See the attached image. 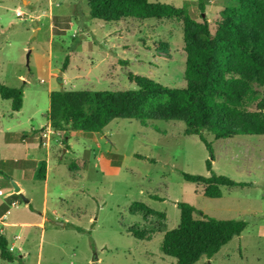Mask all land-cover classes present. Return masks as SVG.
Wrapping results in <instances>:
<instances>
[{
	"label": "rangeland",
	"instance_id": "obj_1",
	"mask_svg": "<svg viewBox=\"0 0 264 264\" xmlns=\"http://www.w3.org/2000/svg\"><path fill=\"white\" fill-rule=\"evenodd\" d=\"M150 1L187 5L214 33L230 0ZM185 57L179 18L104 21L89 16L87 0H0V84L24 91L19 111L0 97V235L16 255L0 258V264H175L161 252V242L179 223L177 202L195 206L196 218L247 223L239 236L195 264H264V135L215 139L205 131L212 170L245 183L222 187L219 198L183 179V173L207 175L210 152L178 120L117 118L98 132L52 131L47 178L37 179L36 167L24 178L16 171V159L43 152L25 149L18 134L45 124L50 91L136 89L128 72L182 87ZM11 179H19L23 193H12ZM135 201L165 217L130 214ZM134 230L151 238L138 239Z\"/></svg>",
	"mask_w": 264,
	"mask_h": 264
},
{
	"label": "trees",
	"instance_id": "obj_2",
	"mask_svg": "<svg viewBox=\"0 0 264 264\" xmlns=\"http://www.w3.org/2000/svg\"><path fill=\"white\" fill-rule=\"evenodd\" d=\"M87 5L90 17L104 21L179 18L186 55L185 82L182 87H170L128 72L136 89L52 90L46 113L50 127L63 131L65 136L71 130L102 131L117 118L182 121L184 133L197 135L210 152L205 161L208 174L183 173V179L200 184L203 194L210 198L221 197L222 187L245 185L212 170L214 157L205 131L215 139L264 135V0H230L220 13L214 33L208 20L201 15L202 20L197 21L187 5L176 7L150 0H87ZM199 8L204 11L202 3ZM23 96L22 87L0 84V97L10 100L12 111L21 109ZM252 105L255 109L249 110ZM45 177L46 162L41 160L36 178ZM176 206L179 223L164 232L161 242V252L173 257L175 264H195L202 257L211 258L247 225L243 219L208 215L196 218V207L187 202H177ZM129 213L142 214L144 218L165 217L163 212L139 201L129 206ZM133 234L138 239L151 238L146 230H134ZM0 258H16L4 235H0Z\"/></svg>",
	"mask_w": 264,
	"mask_h": 264
},
{
	"label": "crops",
	"instance_id": "obj_3",
	"mask_svg": "<svg viewBox=\"0 0 264 264\" xmlns=\"http://www.w3.org/2000/svg\"><path fill=\"white\" fill-rule=\"evenodd\" d=\"M26 1H28V0H24V3ZM36 30H39V26L36 27ZM23 98H24V96H23ZM48 126H50V122L47 120V118L45 116V124L44 125L39 126L38 128L31 129V131H30L31 133L29 132L30 134H28V132H27L26 135L22 136V133L23 132H26V131L20 132V134H18L19 137H20V139H19L20 140V144H23L25 146V149H27V146H32L34 149H35V147H38L40 150H43V152H41V153L38 154L39 157H37V158H34V159L24 158L22 160H20V159H16L15 160V162L19 163L18 166H17L16 171L18 172L20 178H24L26 176L28 169L35 168L36 167V170H37V168L39 166V162L41 160H45V162H46V177H45V179L47 178V173H48L49 163H50L49 162V160H50L49 158H50L51 154L53 153V146H52V144L50 145V143H51V141H50L51 134L49 135V139H47L46 145H44L42 142L45 141V139L44 138H41V134L40 133H42V130H45ZM53 131H55V130H53ZM72 131H74V130H71L69 132H72ZM56 132H58V131H56ZM74 132H80V131H74ZM14 135H15V133H14ZM36 139H38V140H36ZM9 141H12V140L9 139ZM39 141H41L42 146L40 145V142ZM9 143H11V142H9ZM12 143L14 144V142H12ZM18 180L19 179H16V182L20 186V191L23 193L24 192V188L21 186V184H20V182ZM0 181H2L1 174H0ZM10 191L11 190L7 191L6 194H9ZM2 199H0V203H1ZM1 217H2V215H0V218ZM5 223L8 224V226H11V225H15L16 224V223H8V222H5ZM24 224H30V223H27V222H21L20 223V225H24ZM38 225L39 226H42L43 225V219H41V221L38 222ZM15 239L16 240H20L21 239V236L19 235V238L18 239L15 238ZM13 246H15V244ZM21 257H24V254H22Z\"/></svg>",
	"mask_w": 264,
	"mask_h": 264
},
{
	"label": "built area",
	"instance_id": "obj_4",
	"mask_svg": "<svg viewBox=\"0 0 264 264\" xmlns=\"http://www.w3.org/2000/svg\"><path fill=\"white\" fill-rule=\"evenodd\" d=\"M15 14L18 17L24 16V18H26L25 13L22 10H20V9H16L15 10ZM52 131L53 130L51 129L50 126H48L44 131H42L41 138H44L45 139V141H43L44 144L47 143V139H49V135L52 133ZM13 205H15V203H13ZM17 237L19 238V236H17ZM9 250L12 251L13 250V247L11 246Z\"/></svg>",
	"mask_w": 264,
	"mask_h": 264
},
{
	"label": "water",
	"instance_id": "obj_5",
	"mask_svg": "<svg viewBox=\"0 0 264 264\" xmlns=\"http://www.w3.org/2000/svg\"><path fill=\"white\" fill-rule=\"evenodd\" d=\"M11 182V186H12V193H15V194H20L21 191H20V186L17 184V182L15 180H10ZM24 202H28V199L26 198H23ZM59 224L63 225V223H60Z\"/></svg>",
	"mask_w": 264,
	"mask_h": 264
}]
</instances>
